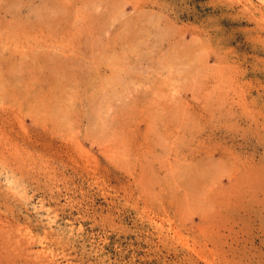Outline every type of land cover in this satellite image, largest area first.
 Here are the masks:
<instances>
[{
    "label": "rangeland",
    "instance_id": "374dc122",
    "mask_svg": "<svg viewBox=\"0 0 264 264\" xmlns=\"http://www.w3.org/2000/svg\"><path fill=\"white\" fill-rule=\"evenodd\" d=\"M0 264H264V0H0Z\"/></svg>",
    "mask_w": 264,
    "mask_h": 264
},
{
    "label": "bare ground",
    "instance_id": "6f19581e",
    "mask_svg": "<svg viewBox=\"0 0 264 264\" xmlns=\"http://www.w3.org/2000/svg\"><path fill=\"white\" fill-rule=\"evenodd\" d=\"M58 14V13H57ZM71 95V94H70ZM58 234V233H57ZM59 236H60V234H59ZM66 236V235H65ZM64 238H66V237H64ZM44 249H46V247L44 248Z\"/></svg>",
    "mask_w": 264,
    "mask_h": 264
}]
</instances>
